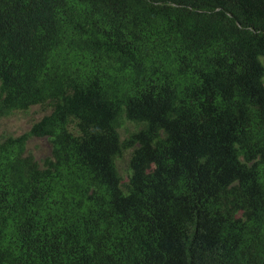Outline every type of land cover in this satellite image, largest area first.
Instances as JSON below:
<instances>
[{
	"label": "trees",
	"instance_id": "trees-1",
	"mask_svg": "<svg viewBox=\"0 0 264 264\" xmlns=\"http://www.w3.org/2000/svg\"><path fill=\"white\" fill-rule=\"evenodd\" d=\"M34 105L0 264H264V0H0V119Z\"/></svg>",
	"mask_w": 264,
	"mask_h": 264
},
{
	"label": "rangeland",
	"instance_id": "rangeland-1",
	"mask_svg": "<svg viewBox=\"0 0 264 264\" xmlns=\"http://www.w3.org/2000/svg\"><path fill=\"white\" fill-rule=\"evenodd\" d=\"M50 109L47 106L34 105L25 111H16L8 116L0 119V132H7L14 135L23 134L25 131L29 130L32 123L39 120L42 116L48 114ZM128 127L133 129V124L128 122ZM124 136V129L121 128ZM52 143L48 138H37L34 137L28 143V151L35 155L39 160H43L45 157L51 155ZM129 150L125 156L122 158L120 164L123 167L130 157Z\"/></svg>",
	"mask_w": 264,
	"mask_h": 264
}]
</instances>
